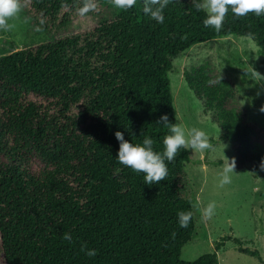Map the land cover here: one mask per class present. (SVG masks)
I'll return each instance as SVG.
<instances>
[{
	"label": "trees",
	"instance_id": "obj_1",
	"mask_svg": "<svg viewBox=\"0 0 264 264\" xmlns=\"http://www.w3.org/2000/svg\"><path fill=\"white\" fill-rule=\"evenodd\" d=\"M21 3L34 26L49 32L71 24L81 6V0ZM95 3L86 15L95 22L88 29L0 55L3 264H219L216 251L227 240L264 264L256 248L226 235L213 242V251L181 259V248L196 236L184 171L188 150L165 160L167 177L149 185L144 173L118 162L115 137L121 131L138 144L148 136L162 153L169 129L157 121L167 114L176 123L171 58L196 43L234 35L249 37L264 63V15L237 18L229 8L215 31L204 26L205 13L192 0H172L163 23L144 14L143 0L126 11L111 0ZM182 75L212 115L218 139L264 172L261 133L229 95L232 81L207 60ZM180 211L192 213L186 228L178 224ZM82 245L97 254L87 256Z\"/></svg>",
	"mask_w": 264,
	"mask_h": 264
},
{
	"label": "rangeland",
	"instance_id": "obj_2",
	"mask_svg": "<svg viewBox=\"0 0 264 264\" xmlns=\"http://www.w3.org/2000/svg\"><path fill=\"white\" fill-rule=\"evenodd\" d=\"M10 23L15 25L11 30L0 29V55L10 48L33 47L95 24L90 16L77 15L71 24L49 32L34 26L23 7L19 18ZM204 60L210 61L218 73L232 81L234 92L229 95L242 107L245 121L259 129L262 137L257 145L264 149V112L259 111L264 104V91L256 75V72L263 75L264 63L253 41L244 36L217 37L196 43L173 56L168 78L176 123L186 129L195 127L204 131L211 145L204 151L188 150L190 161L184 171L193 194L196 236L181 248L180 257L192 260L213 251V242L226 235L239 239L243 246L256 248L264 260V172L252 168L235 155L229 143L218 139L220 132L212 122V115L203 110L201 101L183 79L184 69ZM225 156L235 158L236 167L231 183L220 187ZM34 160L42 165L37 157ZM209 203L215 204L214 213L203 219L201 209ZM216 256L219 264H261L255 257L238 252L236 244L230 240L216 251ZM0 264H3L1 251Z\"/></svg>",
	"mask_w": 264,
	"mask_h": 264
},
{
	"label": "clouds",
	"instance_id": "obj_3",
	"mask_svg": "<svg viewBox=\"0 0 264 264\" xmlns=\"http://www.w3.org/2000/svg\"><path fill=\"white\" fill-rule=\"evenodd\" d=\"M172 0H143V12L158 23L164 22V10ZM137 0H111V4L119 10H128L134 7ZM193 6L197 11L205 13L203 24L215 31H220L223 27L224 19L231 9L235 17L247 16L253 13L257 16L264 15V0H192ZM21 0H0V29L11 30L15 27L13 21L19 18L22 10ZM97 5L95 0H81V6L78 8L80 16H86L89 12L95 11ZM27 20V18H25ZM256 72V71H255ZM256 75L262 83H258L260 89L264 91V75L256 72ZM213 83V81H209ZM260 95V92H257ZM264 112V104L259 108ZM157 123L163 124L169 129V134L163 138V151L156 152L153 149V140L144 136L142 143L134 144L124 138L121 131L115 132V137L119 141V150L117 153L118 162L136 173H144V183L159 184L168 175L165 160L171 162L175 159L181 148L192 151H204L211 148L208 137L204 131L195 127L186 129L181 124L170 123L167 114H162ZM235 158L229 159L225 156L224 165L220 173L219 186L224 187L231 183V174L235 173ZM261 170H264V158L260 163ZM215 209L214 203H209L201 209L202 218H210ZM178 224L181 228H186L190 223L192 213L180 211L177 213ZM63 239L71 242L70 233H65ZM81 251L89 257H94L97 253L95 249H88L86 245L81 246Z\"/></svg>",
	"mask_w": 264,
	"mask_h": 264
}]
</instances>
